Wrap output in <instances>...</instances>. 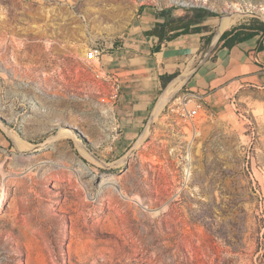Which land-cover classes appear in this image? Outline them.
<instances>
[{
    "label": "rangeland",
    "instance_id": "374dc122",
    "mask_svg": "<svg viewBox=\"0 0 264 264\" xmlns=\"http://www.w3.org/2000/svg\"><path fill=\"white\" fill-rule=\"evenodd\" d=\"M203 5L207 36L264 13V0H0V264H264V88L203 99L191 134L168 108L195 91L177 76L128 140L84 60L145 6Z\"/></svg>",
    "mask_w": 264,
    "mask_h": 264
},
{
    "label": "crops",
    "instance_id": "0c3cea01",
    "mask_svg": "<svg viewBox=\"0 0 264 264\" xmlns=\"http://www.w3.org/2000/svg\"><path fill=\"white\" fill-rule=\"evenodd\" d=\"M163 10L143 7L122 39L114 47L106 46L102 58L105 68L117 72L122 80V93L114 110L128 140L139 134L152 114L164 88L160 78L163 74L178 73L190 89L203 96L205 103L214 106L220 101L218 93L228 87L264 88V48L254 55L250 53L258 48L259 35L230 49H221L192 77L184 79V74H190L201 60L208 34H182L161 44L159 49V37L148 31L165 20L161 12L168 16V10Z\"/></svg>",
    "mask_w": 264,
    "mask_h": 264
},
{
    "label": "trees",
    "instance_id": "16d2710c",
    "mask_svg": "<svg viewBox=\"0 0 264 264\" xmlns=\"http://www.w3.org/2000/svg\"><path fill=\"white\" fill-rule=\"evenodd\" d=\"M166 11L165 9L163 10ZM161 16L165 18L163 22H157L155 27L148 31L149 34L156 35L159 37L160 46L161 44L171 41L172 39L178 37L182 34L188 33H200L203 32L204 26L202 23L208 16H217V13L211 10L207 6L201 7H191L183 16L171 17L163 14ZM260 36L259 46L257 49L251 51L250 53L254 55L256 52L263 50L264 41V21L259 18H254L251 22L243 23L226 30L221 40L211 56L214 59L216 53L221 49H230L236 44L253 38L255 36ZM213 38V34L206 37V43L210 44ZM178 76V73L174 74H163L160 76L163 87L168 86V84Z\"/></svg>",
    "mask_w": 264,
    "mask_h": 264
},
{
    "label": "built area",
    "instance_id": "2783aa9c",
    "mask_svg": "<svg viewBox=\"0 0 264 264\" xmlns=\"http://www.w3.org/2000/svg\"><path fill=\"white\" fill-rule=\"evenodd\" d=\"M106 53V47L99 42L89 46V54L84 57L87 65L92 69L95 78L103 83L107 88V98L114 105L120 98L122 93V80L120 75L110 69L105 68L102 64V58ZM93 59H100V66H93ZM203 96L195 91H189L174 98L168 108L174 112L182 120L185 121L188 132L197 131L195 118L199 115L200 110L204 108ZM193 106L189 107V103Z\"/></svg>",
    "mask_w": 264,
    "mask_h": 264
},
{
    "label": "water",
    "instance_id": "95a60500",
    "mask_svg": "<svg viewBox=\"0 0 264 264\" xmlns=\"http://www.w3.org/2000/svg\"><path fill=\"white\" fill-rule=\"evenodd\" d=\"M244 15H254L257 16L259 18H261L264 21V14H260V13H255V12H246ZM223 16L220 17V19H222ZM224 31H219L217 30L216 33L213 35V38L207 48V50L205 51L204 55L202 56L201 60L198 62V64L196 65V67L193 69V71L187 75L184 76V79L188 80L190 77L193 76V74H195L211 57V55L214 53L215 49L217 48L221 37L223 35ZM165 93V90H163V92L161 93L162 95H160L159 100L152 112V114L150 115L147 124H152L154 122V120L156 119V117L159 116V114H161L162 110L164 109V107L175 97V95L177 94V92H173L172 94H168V97H164L163 94ZM145 132H143L140 137L138 138V141L136 142L135 146L138 145V143L140 142V140L144 137ZM52 140V139H51ZM50 140V141H51ZM49 141V142H50ZM49 142H46L45 144H42L40 147H44L45 145H47Z\"/></svg>",
    "mask_w": 264,
    "mask_h": 264
},
{
    "label": "bare ground",
    "instance_id": "6f19581e",
    "mask_svg": "<svg viewBox=\"0 0 264 264\" xmlns=\"http://www.w3.org/2000/svg\"><path fill=\"white\" fill-rule=\"evenodd\" d=\"M246 12H248V11H239V13L240 14H242V15H244ZM249 12H255V13H260V14H264L263 12H256V11H250L249 10ZM235 14V13H234ZM234 14H232V15H234ZM224 16V15H223ZM226 17V16H225ZM225 17H223V19H225ZM219 31H223L222 29H218ZM88 54H89V52H88ZM93 66H100V59H93ZM180 80V79H179ZM176 81H178V79L177 78H175L174 80H172L170 83H169V85H168V87H166V89H165V93L163 94V96L164 97H168V94L170 95V94H172L173 92L172 91H176V87H174L173 86V84L176 82ZM180 83H181V81H180ZM174 91V92H175ZM162 95V94H161ZM190 133V132H189ZM193 132H191V134H192ZM60 134H63V135H65L66 136V134H67V131H62ZM34 148V147H33ZM85 150V149H84ZM86 151V150H85ZM6 196H7V193H6V191L4 190L2 193H1V196H0V209L1 208H3L4 206H5V199H6Z\"/></svg>",
    "mask_w": 264,
    "mask_h": 264
}]
</instances>
